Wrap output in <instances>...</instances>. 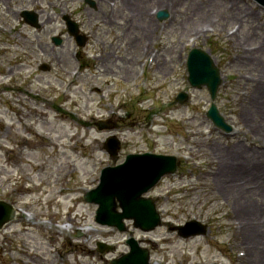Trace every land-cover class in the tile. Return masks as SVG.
<instances>
[{"label":"rangeland","instance_id":"1","mask_svg":"<svg viewBox=\"0 0 264 264\" xmlns=\"http://www.w3.org/2000/svg\"><path fill=\"white\" fill-rule=\"evenodd\" d=\"M10 1L38 5L47 0ZM48 1L74 18L85 13L91 44L83 51L102 58L97 68L88 66L79 75L70 97L56 103L58 111L54 104L45 105L40 118L27 112L35 105L20 106L7 99L12 91L0 93V199L28 215L0 233V264H110L128 251L129 236L149 249L151 264H261V253L250 247L245 235L253 230L249 228L254 219L242 210L249 212L245 200L258 207L263 203L264 187L252 181L244 187L252 185L246 192L234 188L226 173L245 171L230 168L223 154L241 148L251 164L258 160L255 152L264 160V125L256 114L257 90L264 79V9L252 0H140L141 9L129 5L138 0L122 5L120 0H100L96 11L83 0ZM194 4L202 10L193 11ZM159 8L170 11L166 20L155 17ZM42 11L50 20L58 16L56 29L63 30L60 14ZM25 32L28 53L46 59L36 46L37 38L44 40L42 31L28 27ZM15 38L12 50L19 53L15 42H22ZM193 47L209 51L221 71L216 102L233 125L234 136L214 130L205 118L207 89H191L187 83L186 55ZM73 48L71 43L63 51ZM34 62L27 58L30 66ZM64 64L72 68L74 63H56L55 71L44 75L42 80L52 81L44 85H54L42 89L43 97L60 99ZM182 91L189 98L181 104L175 99ZM108 118L114 122L112 133L122 140L114 157L103 150L110 132L95 127L98 119ZM34 122V127L25 126ZM143 151L175 155L181 161L178 175L164 177L149 193L162 224L148 233L133 228L130 221L125 232L99 226L96 207L83 201L84 192L96 186L102 167L117 164L126 153ZM235 177L237 182L244 179ZM193 217L206 223L204 236L183 239L171 230ZM97 242L114 247L100 253Z\"/></svg>","mask_w":264,"mask_h":264},{"label":"water","instance_id":"2","mask_svg":"<svg viewBox=\"0 0 264 264\" xmlns=\"http://www.w3.org/2000/svg\"><path fill=\"white\" fill-rule=\"evenodd\" d=\"M257 1L264 5V0ZM159 17L164 16L159 13ZM27 22L35 25V16H28ZM74 34H76L75 31ZM187 67L190 83L198 87L205 84L211 97L214 98L219 78L209 56L203 51L196 50L190 56ZM183 99V96L179 97L180 101ZM207 115L226 129L214 106ZM116 150L117 145H112L109 152L114 154ZM174 170L175 158L173 157L151 154L131 155L127 157L124 165L103 170L100 185L87 193L84 199L98 205L96 221L99 223L116 227L122 232L125 230L123 220L131 218L134 220L135 227L150 231L160 224V218L153 201L143 198L142 194L147 192L162 175ZM115 199L119 202L122 212L117 211ZM13 215L12 207L0 202V227L11 220ZM178 232L180 236L188 237L203 233L204 229L188 224L183 228H178ZM126 244L129 246V253L112 260L111 264H148L149 253L146 249L141 248L133 238L128 239Z\"/></svg>","mask_w":264,"mask_h":264},{"label":"bare ground","instance_id":"3","mask_svg":"<svg viewBox=\"0 0 264 264\" xmlns=\"http://www.w3.org/2000/svg\"><path fill=\"white\" fill-rule=\"evenodd\" d=\"M127 0H120L121 5L124 4ZM144 3H150V2H161L164 3L167 0H141ZM140 0L137 1V3H129V5H131V8H139L143 7L142 6V2ZM129 5H126L129 7ZM169 7H171L170 4H168ZM193 11H200V7L196 4H194L192 6ZM202 10V9H201ZM237 31V29H236ZM197 33H201L197 32ZM264 60V58H263ZM166 66V62L164 61V63L162 64V67H160L161 72L164 71V68ZM261 86L258 88V94H259V101L257 98L254 99V103H256L257 101V109L256 110V114L259 117V119L262 120V123L264 125V79L260 80ZM221 122L224 123V120L221 119ZM258 155V160H256L255 158L252 160V164L249 162V160L247 159V155L248 153H245L241 148L240 150L238 148L235 149H227L224 151L223 154V158L225 159L227 165L230 168H234L237 167V171L238 172H243L245 174L240 175L239 173L237 174H233L232 172H227V176L231 177L232 182L230 184H232L234 182V188L238 189V190H243L244 187L247 184H251L252 181H255V184L258 185V187L261 189L262 187H264V160H262L259 156L258 152H255ZM254 157V156H253ZM243 159V160H242ZM242 161H244V165L242 163ZM236 176V177H235ZM234 177L238 180H241L243 177L244 179L241 180L240 182L235 181ZM262 186V187H261ZM264 189V188H263ZM262 190V189H261ZM264 192V190H263ZM243 202V201H242ZM244 207L247 208L249 210V212H247L245 209L242 210L243 215L244 216H251V228L249 229H253L251 230V232L246 231L245 235H246V239L247 241L249 240L250 242V247L256 249L257 251H259L262 255V262L261 264H264V201L263 203L258 207L257 205H254L253 203H249L247 200L244 201ZM20 212H22V210H20ZM253 227H257V228H253ZM63 228V227H60ZM258 235V239H256L254 236ZM259 246L262 249H260Z\"/></svg>","mask_w":264,"mask_h":264}]
</instances>
